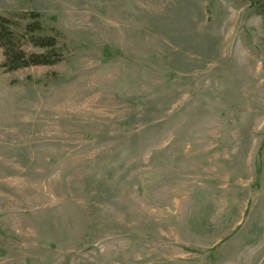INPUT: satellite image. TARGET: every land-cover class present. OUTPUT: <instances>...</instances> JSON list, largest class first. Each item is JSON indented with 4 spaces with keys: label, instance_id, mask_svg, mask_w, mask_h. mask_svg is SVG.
I'll use <instances>...</instances> for the list:
<instances>
[{
    "label": "rangeland",
    "instance_id": "374dc122",
    "mask_svg": "<svg viewBox=\"0 0 264 264\" xmlns=\"http://www.w3.org/2000/svg\"><path fill=\"white\" fill-rule=\"evenodd\" d=\"M257 6L0 0L62 52L0 47V264H264Z\"/></svg>",
    "mask_w": 264,
    "mask_h": 264
},
{
    "label": "trees",
    "instance_id": "16d2710c",
    "mask_svg": "<svg viewBox=\"0 0 264 264\" xmlns=\"http://www.w3.org/2000/svg\"><path fill=\"white\" fill-rule=\"evenodd\" d=\"M258 12L264 15V0H257ZM34 21L25 25V32L18 31V25L13 19L0 15V47L3 49L4 60L2 66L8 70H17L31 65L52 64L61 59V49L57 48L58 41L54 37L34 35L41 30L40 14H31ZM29 34V35H28ZM31 42L44 49L41 53H29L23 45Z\"/></svg>",
    "mask_w": 264,
    "mask_h": 264
}]
</instances>
